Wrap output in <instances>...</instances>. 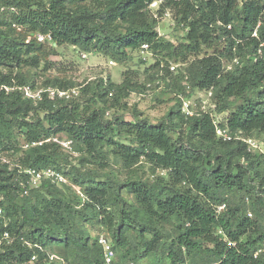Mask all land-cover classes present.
<instances>
[{
  "label": "trees",
  "instance_id": "16d2710c",
  "mask_svg": "<svg viewBox=\"0 0 264 264\" xmlns=\"http://www.w3.org/2000/svg\"><path fill=\"white\" fill-rule=\"evenodd\" d=\"M171 13L183 32L176 42L159 31ZM64 46L116 64L137 52L146 84L137 71L120 83L54 78L43 89L80 96L25 98L19 88L36 87L31 71L47 70ZM155 87L177 100L159 122L136 108L132 122L107 119ZM209 91L213 114L186 117L176 95ZM254 137L264 139V0H0V155L17 158H0V232L10 235L0 264H106L99 234L116 264H264V253L255 258L264 244V154L241 139ZM49 169L67 183L35 187L25 173Z\"/></svg>",
  "mask_w": 264,
  "mask_h": 264
},
{
  "label": "rangeland",
  "instance_id": "374dc122",
  "mask_svg": "<svg viewBox=\"0 0 264 264\" xmlns=\"http://www.w3.org/2000/svg\"><path fill=\"white\" fill-rule=\"evenodd\" d=\"M240 1L242 2L243 0ZM156 10L157 7L154 8V12H156ZM2 17H5L6 20H9V16L7 14ZM173 19V13H171V16L166 15L160 21L159 29L160 33L164 37L176 42L178 38L182 37L183 32L181 28H178ZM83 55H85V58ZM131 56L133 58L131 61L124 64L117 63L116 66L110 67V61L113 60L111 58L80 52L71 46L61 47L58 49L57 55H50L49 62H51V65L48 66L47 70H44L45 64H42L39 70L34 69L35 71H31L35 75L36 87L34 89L35 91L43 89V83L47 79L52 80L54 78L70 79L78 85H86L87 83L98 78L109 79L113 83H120L126 71L139 72L140 83L146 84L145 68L148 66L140 64L141 57L139 53L133 52L131 53ZM27 69L28 68H25V70ZM77 92L78 95H75L76 98L80 96L78 90ZM199 99H201V96H199V93L196 92L192 99L193 103H198ZM127 102L129 110L126 112H119L116 109H111L109 110L107 119L112 118V116L116 114H123L126 121L132 122V111L136 108L138 112L143 114L144 118H148L152 123H157L162 118H164V116L173 107L177 105L174 92H170L165 88L158 89L157 87L145 92L144 94H134ZM225 116H227V114L221 116L220 119ZM254 139L258 140L260 138L254 137ZM59 142L61 146L67 151V153L72 156V162L77 164L76 160L79 158V155L74 153L72 149L65 146L67 140L63 138L59 139ZM0 158L6 162H11L12 164H14L17 159L16 157L14 158L5 154L2 156L0 155ZM140 169L141 176H143V178L147 180L153 178L150 165L146 164L145 162L141 163ZM117 175L122 179L127 177L125 172H118ZM167 227L168 229L172 228V226ZM95 233L96 231L93 233V235ZM156 262L157 261H155V263ZM144 264H146V262Z\"/></svg>",
  "mask_w": 264,
  "mask_h": 264
},
{
  "label": "built area",
  "instance_id": "2783aa9c",
  "mask_svg": "<svg viewBox=\"0 0 264 264\" xmlns=\"http://www.w3.org/2000/svg\"><path fill=\"white\" fill-rule=\"evenodd\" d=\"M159 3L160 2H155L154 4H152V8L158 7ZM37 40L39 42L48 41L49 43H52V39L50 36L39 35L37 36ZM148 50H149L148 45H144L140 49V54L143 56V60H147L148 56H151V55H148L149 54ZM83 57L85 58V55H83ZM116 65L117 64L115 61L113 60L110 61V67L116 66ZM179 68L180 67L178 65L170 66V70L172 72L178 70ZM184 74L186 73L184 72ZM187 89L190 90L189 87ZM19 90L23 93L25 98L31 99L34 102L42 100L43 94H48V97L51 99H55L56 97L69 99L72 96L78 95V92L76 89L72 91H64V90L55 89V88H47V89H41V90L35 91V89L32 87L24 86V87L19 88ZM7 91H9V89H7ZM198 93H199V96H201V99H199L198 103H193L192 99L194 95H191V97H189L187 94L183 92L177 94V98L181 102V110L186 117H195L201 114H208V113L213 114V112L211 111H214L216 109L215 103L211 102L212 101L211 91L207 93L205 92H198ZM217 135L218 137L223 138L225 141H231L233 138L229 134L228 130L221 129L219 127L217 128ZM241 139L248 145L249 151H254V152H259V153L264 154V139L263 140L262 139L257 140L254 138H241ZM54 141L58 142L57 139H54ZM71 143H72L71 141H67L65 143V146L71 149ZM25 173H27L30 176V182L35 187H39L44 179H51L53 182L59 185L67 183V179L64 176H62L58 172L51 170V169L46 170V171L27 170L25 171ZM225 207L226 205L220 206L218 209V212L223 211ZM1 212L2 211L0 210V214ZM249 216L252 217V214L249 213ZM218 234L221 235L223 238H226V235L223 233L222 230H219ZM9 236H10L9 232H4V233L0 232V242L2 240H8ZM98 243L103 249L106 264H116L117 256L113 250L112 243L110 239L108 238V236H106L105 234H100L98 236ZM262 253H264V244L255 253V258H257ZM130 264H139V263L132 262ZM210 264H219V263H210Z\"/></svg>",
  "mask_w": 264,
  "mask_h": 264
}]
</instances>
